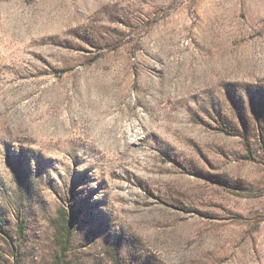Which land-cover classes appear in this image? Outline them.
Listing matches in <instances>:
<instances>
[{
    "label": "rangeland",
    "instance_id": "1",
    "mask_svg": "<svg viewBox=\"0 0 264 264\" xmlns=\"http://www.w3.org/2000/svg\"><path fill=\"white\" fill-rule=\"evenodd\" d=\"M0 264H264V0H0Z\"/></svg>",
    "mask_w": 264,
    "mask_h": 264
},
{
    "label": "trees",
    "instance_id": "2",
    "mask_svg": "<svg viewBox=\"0 0 264 264\" xmlns=\"http://www.w3.org/2000/svg\"><path fill=\"white\" fill-rule=\"evenodd\" d=\"M65 216L62 218V223H63V225H64V223H65ZM70 220H68L67 221V224L66 225H64L65 226V228H64V226H61V230L64 232V230H65V232H66V236L69 238V236H71V231H70Z\"/></svg>",
    "mask_w": 264,
    "mask_h": 264
}]
</instances>
